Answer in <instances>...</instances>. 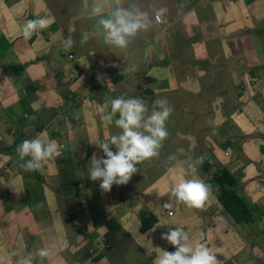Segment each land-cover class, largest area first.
<instances>
[{"label":"crops","instance_id":"crops-1","mask_svg":"<svg viewBox=\"0 0 264 264\" xmlns=\"http://www.w3.org/2000/svg\"><path fill=\"white\" fill-rule=\"evenodd\" d=\"M156 2L166 3L167 16L151 12ZM100 3L40 0L34 7L31 0H0V167L26 139L47 137L61 149L36 171L24 170L20 166L24 161L17 157L19 166L11 169L14 178L6 181L0 176V249L20 256L47 249L49 256L37 259V264H155L163 251L175 247L166 242L154 251V229L139 233L137 225L132 231L124 223L127 214L111 213V208L151 211L143 205L156 196L165 197L164 206L172 205L168 209L174 215L163 212L154 227H183L190 243L203 234L216 251L218 264H264V187L257 190L251 182L264 173V0H139L152 26L123 52L105 44L95 31L92 8ZM48 9L56 17L54 31L47 27L24 39L25 21L46 19ZM156 14L167 18L165 26L154 23ZM85 32L92 36L81 43ZM70 34L74 44L66 48L63 39ZM70 54L75 63L68 70ZM7 66L16 81L6 77ZM57 70L83 74L61 80ZM113 71L120 73L114 83L107 80ZM119 96L140 98L147 115L157 100L166 99L173 109L166 121L170 137L158 157L136 165L138 171L127 184H113L105 192L100 180L89 179L88 170L94 155L104 157L96 143L122 133L115 125L118 114L111 123L100 114L110 99ZM71 98L80 101L67 106ZM242 145H248L249 159L255 160L246 167ZM111 150L116 151L114 145ZM194 151L203 153L210 164L201 165V173L207 181L211 178L214 192L219 188L212 161L237 176L236 192L247 201L250 221L255 217L259 224L252 238L224 216L219 202L212 201L217 211L212 214L177 203L167 194L187 179L182 168L189 166ZM162 156L167 171L154 174L150 168L133 186L141 170ZM135 189L149 199L145 202ZM69 193L71 199L65 202ZM124 194L126 200H110ZM19 216L24 218L23 233L11 236L6 226ZM174 216L177 220L164 222ZM218 220L224 223L221 229ZM230 222L237 233L228 236ZM14 256L12 264L17 262Z\"/></svg>","mask_w":264,"mask_h":264},{"label":"clouds","instance_id":"clouds-1","mask_svg":"<svg viewBox=\"0 0 264 264\" xmlns=\"http://www.w3.org/2000/svg\"><path fill=\"white\" fill-rule=\"evenodd\" d=\"M92 14L97 18L95 23L96 33L102 36L105 44L120 52L127 50L132 39L140 32L147 31L152 26V21L148 14L140 8L139 0H128L126 5L123 0H102V3L92 8ZM156 15L161 17L163 20L162 24L155 20ZM156 15L154 16V23L159 26H165L166 17L162 14ZM51 23L52 21L44 18L28 19L22 27V37L26 40L31 39L36 31L46 29ZM88 39V33H83L81 43H86ZM63 44L66 48L73 46L74 41L71 34L63 39ZM16 52L19 54L21 51ZM67 56V62L70 65L68 70H71L74 68L75 56L72 54ZM70 56H73V58H70ZM55 74L62 80L66 78L76 79L83 73L78 71L76 74H69L68 71L57 70ZM107 80L111 82V74L108 75ZM69 100L70 102L67 106L78 104L80 101L79 98H71ZM148 111V107L140 98L126 99L124 96L110 99L100 109L102 119L108 123H111L118 114V118L115 119V125L122 129L121 134L112 135L107 141L96 143L106 158H96L94 155L91 159V167L88 170L89 179L92 181L100 180L99 187L103 191H110L113 184H127L133 174L138 171L137 164L159 156L162 143L168 136L166 121L173 109L169 106L166 99H159L155 102V107H153L150 115H147ZM113 145L116 148L115 152L111 150ZM16 152L17 154H12L13 162L9 167L13 178L15 175L11 169L14 166H19L18 160L24 161L20 165L24 170L36 171L42 167L44 161L59 156L61 149L55 141H50L47 137H37L24 140L17 147ZM26 157H29V159L25 160ZM203 160V156L198 158L200 163ZM190 167L193 172L196 171L195 165ZM167 194L175 198L177 203H183L190 208L199 209L203 208L205 202L209 199L211 188L210 185L204 183L201 179L194 178L180 181ZM218 202L220 203V201ZM165 207L171 208L172 205L165 204ZM168 212H171V214ZM164 214L172 217L174 211L168 209ZM152 216L155 217L156 221L146 231L140 232L141 219H149ZM228 216L231 217L229 214ZM137 218L139 220L137 228L139 233L149 232L151 228L154 230L158 228L157 237L166 240L175 247V251H163V255L158 256L155 260V264H218L216 254L204 243H190L189 234L183 227L177 226L172 229H169L168 225L154 227L157 222V216L154 213L145 216L143 212H137ZM198 237L206 240L203 234ZM14 255L15 253L0 255V264H7L8 260ZM37 255L43 259L49 256V252L47 249H40ZM16 264H33V256L28 254L20 257Z\"/></svg>","mask_w":264,"mask_h":264},{"label":"rangeland","instance_id":"rangeland-1","mask_svg":"<svg viewBox=\"0 0 264 264\" xmlns=\"http://www.w3.org/2000/svg\"><path fill=\"white\" fill-rule=\"evenodd\" d=\"M34 7H37L39 5V2L40 0H31ZM49 1V2H48ZM45 0L46 4H50L52 3L54 0ZM162 12L164 13L166 16H167V9H166V3H154L152 5V9H151V12ZM47 18L48 20L52 21V23L50 24V26L48 28H51V31H54L53 29L55 28V20H56V17L54 15V11H50L48 9V12H47ZM167 20V18H166ZM89 37L92 36V33L90 32H87ZM96 36V35H95ZM98 39L99 37L96 36ZM28 69V68H27ZM4 71L6 72V77L14 82L16 81V76L15 74H12L8 69H4ZM20 69H16L14 70L13 72H19ZM168 131V136L166 138V140L163 141L162 143V146H164L169 137H170V129H167ZM247 146L248 145H242L239 150H240V153H241V156L245 157V167L246 165L250 164L251 162H254L255 160L252 158V160L249 159V156L251 157V155L248 153L247 151ZM3 155H9L7 153H3ZM212 155L214 157L215 155V152L213 151L212 152ZM225 155L226 156H229L230 155V152L229 151H226L225 152ZM203 156L204 157V160L202 163H200L198 161V158ZM13 162V155H9V157L5 158L3 160V163L0 167V176H2V178L6 181H11L13 179V176L11 175L10 171H9V167L10 165L12 164ZM203 164H207L208 167L210 166L209 162L207 161V158L204 156L203 153L199 152V151H194L192 156H191V163H189V166H184L182 168V171L185 173V175L187 176V179H194V178H199L201 179L204 183L210 185V188H211V195L209 197V199L205 202L204 206L202 209H198V208H194L193 209H197V210H206L207 212H210V213H216V209L211 206V203L212 201H216L218 202V195L220 193V191H223L221 190V186H219L217 183L216 185L218 186L219 188V193L218 192H214L213 191V187H212V184L210 183L211 182V178L207 181V179L202 175V171H201V165L203 167ZM191 165H195L196 167V171L193 172L192 169H191ZM212 165V170L215 171V176L216 175H219L220 172H222V170H227L228 172H231L225 165L223 164H218L217 162H214L212 161L211 163ZM150 168H153L155 169L154 171V174H158V173H161V172H164V171H167V166H166V162L164 161V157L162 156L161 158L159 159H156V160H153L152 162H150L149 164H147L140 172V174L135 178L134 182L132 183L133 186H136L139 179L141 178V176L146 172V170L150 169ZM235 177V186H236V181H237V176L235 174H233ZM186 179V180H187ZM252 184H253V187H255L257 190H260L262 191L263 190V187H264V173L263 172H260L258 174H256L255 178L251 181ZM61 183H64V182H61ZM227 186L228 188L231 186L230 184L228 185H225ZM223 186V187H225ZM234 186V188H235ZM135 191L138 193V197L142 194L140 191H137L135 189ZM0 194H2V192H0ZM217 194V195H216ZM72 195L71 193L69 194H66L65 195V198H64V201L66 202V200L68 199H71V196ZM133 196L135 194H130V196ZM143 196V200L146 202L149 198L148 196L142 194ZM60 196V195H59ZM124 197V200L127 199V195L124 194L123 196H114L113 198H111L110 200H112V203H116L120 200H122V198ZM24 196H20V197H16V196H10V197H6V199H9V200H16V199H23ZM28 199L31 198V196H28L27 197ZM164 202H165V197H161V198H158L156 196L152 197L150 201L146 202L147 205H143V206H146L147 208H149L151 211H143L141 209H138L137 212H143L145 214V216H148L149 214H153V212L156 214V216L158 217H164L163 216V212H165L166 210H168V208H166L164 206ZM182 204V203H181ZM142 206V207H143ZM134 209H128V208H123V207H120V208H114L112 207L111 208V213H113L114 211H116L115 213H120L121 215L122 214H127V218L124 220V223L125 225L131 229L132 231H135L136 230V226L139 225V220L137 218V212L135 213V211H133ZM227 212H224V216H227ZM2 216H0L1 218ZM16 220L13 222H10L11 224L6 226L7 228V231H8V234H10L11 236H15L16 234H22L23 233V226H24V218L23 216H19V217H16L15 218ZM165 221L164 222H172L173 220H177V217L174 216L173 218H169V219H164ZM250 221V220H249ZM249 221H237L236 222V226L238 227V229L245 235V237L247 238H252L254 235H256L257 231L259 232V230L256 228V226H258L259 224L256 222L255 220V217L252 218V220L249 222ZM0 226H1V222H0ZM163 227L165 225H162ZM224 226V223L221 221V220H218L217 221V229H221L222 227ZM158 228H156L151 234H152V237L156 240V244L154 246H152V249L154 251L158 250L159 248H161L167 241L160 238V237H157V233H158ZM204 232V231H203ZM231 233H237L233 226H232V222L229 223V228L227 229V235L229 236ZM196 242H202L204 243L210 250L212 249V246L210 245V243L205 240V239H202L201 237H198V240ZM19 243H21V240L19 241ZM8 253V251H6L4 248L1 250L0 249V255H2V253ZM12 253V252H10ZM30 253V251H28L26 253L25 256H27L28 254ZM214 253H216V251H214ZM33 264H37L36 263V260L37 259H41L38 255H33ZM13 257V256H12ZM11 257V258H12ZM20 257H23V256H20V255H15L14 256V260H18ZM44 259V258H43ZM60 262H64V263H70V261H60ZM219 262V260H218ZM7 264H12L11 262V259L8 260ZM53 264V263H52Z\"/></svg>","mask_w":264,"mask_h":264},{"label":"trees","instance_id":"trees-1","mask_svg":"<svg viewBox=\"0 0 264 264\" xmlns=\"http://www.w3.org/2000/svg\"><path fill=\"white\" fill-rule=\"evenodd\" d=\"M112 81L115 82L120 73L118 71H113L111 73ZM234 176L227 170H222L219 175L216 176L217 184L221 187L230 184L231 187H223L218 195V201L222 204V207L226 212L233 218V221H249L251 219L250 209L248 207L247 201L240 196L234 189L235 180ZM156 221L155 217L149 219L142 218L140 225V232L146 231L151 225Z\"/></svg>","mask_w":264,"mask_h":264},{"label":"built area","instance_id":"built-area-1","mask_svg":"<svg viewBox=\"0 0 264 264\" xmlns=\"http://www.w3.org/2000/svg\"><path fill=\"white\" fill-rule=\"evenodd\" d=\"M155 20L159 23V24H162L163 23V20L161 19V17L159 15H156L155 16ZM70 58H73V56H70ZM169 214H171V212H168Z\"/></svg>","mask_w":264,"mask_h":264}]
</instances>
